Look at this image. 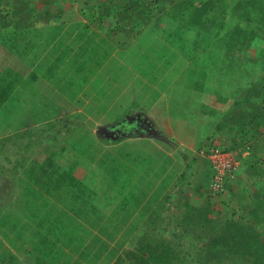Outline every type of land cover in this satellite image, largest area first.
I'll return each instance as SVG.
<instances>
[{
	"label": "rangeland",
	"instance_id": "1",
	"mask_svg": "<svg viewBox=\"0 0 264 264\" xmlns=\"http://www.w3.org/2000/svg\"><path fill=\"white\" fill-rule=\"evenodd\" d=\"M158 2L159 0H103L101 2L98 0H27L22 7L28 8L31 15L26 17L19 12L17 17L21 20L24 19L26 24L14 22L15 18H13L12 13L17 4H13V0H4L2 3L3 5L12 3V9L3 10V7L0 6L1 37L7 38L3 48H0L2 50V52L0 51V63L4 51L10 53L9 61L6 60L5 66H0V81L8 91L6 99H2L0 95V103L5 100V104L0 105V136L5 135L7 137L5 144H0V213L1 210L2 214L13 213L12 218L21 215L25 219L23 221L26 222L33 209L32 205L28 203L31 201L36 208L40 207L41 217L50 209H53L55 217L59 218L60 214L63 216L58 222L49 219L44 227H38V223H34L30 227V231L37 234L36 237H48L47 241L45 239L43 242H38L33 239L24 243L21 239L17 240L18 236L16 235L18 234L15 233L19 227H16V231L12 234V240L8 238L9 234L0 236L1 241L4 242L5 240L7 245L20 251L17 254L16 264L27 263L29 258L27 252L31 253L32 250L41 252V258H38L39 253L31 254V264H40L44 257L43 253L50 247L49 243L54 242L55 237L59 236L64 242L68 234L74 241H69L66 246L72 252L82 249L90 251L85 260L87 262L92 260L94 264H103L102 259L106 260L108 253L110 255V252L113 251L111 245H114L116 241H122L123 246L117 248V252L114 251L105 264H134L133 259L128 256V252L133 250L134 246H139L143 239L148 236L151 240L162 243L163 249L166 247L167 250L174 253H190L187 261L181 264L194 263L197 260L204 263L206 257L202 259L199 257L202 250L214 254L207 256L209 261L204 264H239L241 256L246 257L250 253L254 259V251L262 249L259 241L264 244V200L258 199V192H256L258 189H248V182L245 183L241 176L244 174L243 166L246 164L244 160L248 157L239 161L238 171L241 179L232 180L228 184L230 185L229 188L225 186L222 192L215 194L211 192L209 186L211 171L207 175L208 184L207 189H204V195L195 196L200 191L193 189V198L190 199L189 190L181 189L188 181L194 186L196 181L202 184L204 175L201 173L194 176L193 174L197 159H203L201 157L203 155L200 154L202 147L204 145H216L222 149L229 148L228 134L222 138V131L210 130L207 133L209 137L205 139V142L204 137L202 139L200 136H196L190 129H183L174 132L175 135H171L164 127L155 128V124L160 123L163 115L155 113L156 106L154 103L156 101L148 91V84H146L148 78L135 71L133 61L128 60L126 53L130 55L132 52H126L129 42L125 39L124 33H120V31L123 32L136 26L150 30L157 29L161 19ZM109 8L113 12H110ZM123 11H126L129 18L120 24L114 20V16ZM108 12H110L109 16L101 19L100 15H103L101 13H104L105 16ZM63 23L64 26L61 25ZM79 23L83 25L76 30L74 26H80ZM166 24H168L167 21ZM56 26L62 27L57 42H55L57 39L50 38L53 32H56L53 30ZM74 28L75 31L71 32ZM22 29L28 30L30 33L17 37L18 34L15 31L19 32ZM9 31H13L12 34ZM263 36L264 31L258 32L253 45L252 43L248 47L243 45V48L245 47L243 51L244 60L248 59L250 62L258 63L263 61ZM236 38H238L236 34H229L225 37L226 40ZM145 40L147 39L144 38L143 41ZM14 44L15 48H9ZM226 49L225 42L222 41L212 51H224ZM47 50L50 52L49 59L53 55L60 56L59 53H62L61 56H66L67 65L71 67L69 69L64 65L57 66L54 70L56 79L62 76H64L63 79L76 76L78 80L80 78L82 80L84 77L85 82L83 84L82 81L79 91L76 92L77 98L75 100L79 103L78 110L81 109L82 101L85 100L88 105L85 115L81 113L78 115L69 114L67 111V114H64L59 111L55 121L33 127L31 125L40 123L54 114L48 115L46 107L41 106L43 99L48 100L47 93L40 92L37 86L26 84V79H22L21 73L18 74L20 79L15 87L16 93H9L12 91V84L16 78L14 56H21L22 52L25 51L26 54L20 58L21 61L34 63L35 68L30 73L41 76L44 70L35 72L43 65L45 68L47 63L43 62H47L44 58ZM73 54L75 57L71 59ZM78 58L80 59L75 61ZM40 59H43V62H39ZM75 62L78 64L76 65ZM203 64L205 66L214 65L209 56L205 57ZM211 73H216V71ZM260 73L262 74L260 77L264 78V71ZM23 75L30 76L27 72ZM140 76L142 82L138 81ZM182 76L181 84L185 80L183 78H186L185 75ZM94 78L97 85L101 86L97 92L98 97L91 90L93 84L87 85ZM223 79L224 77L213 79V88L216 87L220 90L218 81H223ZM10 82L12 84L9 87ZM204 86L208 87V82ZM229 86L232 87L233 85L230 84ZM48 87L53 91L58 89V84L54 87V80L51 78L48 80ZM153 87L156 88V85ZM252 87L254 88L248 92L251 94L259 92V100L264 99V81H260ZM31 89L33 93L40 96L39 101L32 99L28 93ZM2 91L0 86V94ZM81 92H85L86 97L80 98ZM56 93L54 94L56 103L62 102L65 106L70 104L71 97L69 101H64V98ZM110 93L112 96L114 93L117 94L112 98V105L108 104ZM206 93L211 99L209 101L224 103L220 108L221 111L227 110L223 106L235 95V91L229 88L219 93L215 91L212 93V90ZM50 94L53 95L52 92ZM243 95L247 97V93H243ZM179 96L182 97L183 95ZM226 99L229 101L225 102ZM115 101L117 105L114 104ZM191 103L193 102L190 101ZM139 105H143L146 110L143 108L145 110L143 111ZM47 107L50 108V106ZM174 108L175 111L173 112H170L169 109L167 111L168 113H175L172 117L193 124V113L187 109L186 105L182 106L177 103ZM133 111H137L138 114L134 115ZM206 114L201 121L202 127L204 126L203 121L207 122ZM117 115L120 117H116ZM215 117V114L214 116L212 113L208 114L211 123ZM137 120L141 122L138 126H136ZM28 125H30L28 129H23ZM82 126L85 127L81 129ZM201 130L207 132L206 128H201ZM129 135H131V139L126 138ZM135 137L147 138V140L138 139L134 141L132 138ZM237 144L241 145L242 143ZM3 145L5 147L2 151ZM248 147L250 148L249 154L252 155L251 147L249 145ZM165 157L170 158V162L166 163ZM255 157L259 159L253 162V169L259 171L262 169L261 176H264L262 156ZM255 157L252 155L248 159ZM146 161L148 164H156L155 168H150L148 171L149 176L155 172L162 173L171 165L174 166L175 176L170 185H177L178 189H166L158 202L160 205L157 207L156 204L154 206L156 208H153L155 212L150 210L142 219L133 218V221L136 222L134 232L126 236V227H122L116 233L115 242H112L103 251L104 237L102 235H97V231L86 228V231L84 229L81 231V228L77 226L79 223L90 226L88 222L92 218L90 216L86 218L83 214L81 216L75 215L73 211H75L76 205L70 198L66 199L63 189L54 191L53 196L44 190L52 188L55 184L54 181L57 183L58 180L59 183L62 182V185H65L66 179L61 175L67 173V176L75 178L74 171L78 168V164L84 166L86 178L83 180L75 179L84 182L89 189L96 190L98 197L92 201L93 203L95 200L98 201L103 221L109 224L108 230L110 231L111 226L117 224L118 219L124 216V211L120 208L125 209L127 203H130L131 197L136 193L137 189H131V182H134L132 180L139 173H143ZM205 162L208 165L209 162ZM78 174L82 178L84 172ZM149 176L146 177L147 180ZM118 204L120 206L117 208L119 212L116 210ZM253 210L256 213H253ZM2 214L0 215L2 216ZM149 214L152 215L148 216ZM1 216L0 221L5 222ZM146 220L148 221L146 222ZM233 222L237 223L238 226L232 225ZM50 224L55 227V230L53 229L54 234L46 231L50 228ZM8 228V226L0 224V233H8ZM79 229L81 243L76 245L75 239L78 237ZM30 231H26V234H31ZM260 233L262 235L259 237ZM255 235L258 236L257 241L250 242L252 240L250 237ZM21 243H23L22 248L19 247ZM63 249L66 248L63 247ZM101 251L102 258L98 257ZM231 251H234L233 257L229 259L231 256L228 253ZM245 259L250 262V257ZM0 264L15 263L12 256L0 255ZM88 264L91 263L88 262Z\"/></svg>",
	"mask_w": 264,
	"mask_h": 264
},
{
	"label": "trees",
	"instance_id": "2",
	"mask_svg": "<svg viewBox=\"0 0 264 264\" xmlns=\"http://www.w3.org/2000/svg\"><path fill=\"white\" fill-rule=\"evenodd\" d=\"M25 1L20 0L16 2L17 6L12 13L14 16L13 18H15L14 22H18L19 24H26L24 19L21 20L17 18L19 12L22 16L28 17L31 15L28 8L22 7ZM3 2L4 0H0V6L3 7V10L12 9V3L3 5ZM158 4V10L161 12V19L159 22L160 26L157 29L150 30L142 28L141 26H136L135 28L127 29L123 32L118 30L120 33H124L125 39L129 42L127 45L129 47L126 49V52L132 53L129 55V53L125 52L126 56L129 58L128 60L133 61V68L135 71L140 72L142 76L148 78L146 79V84L149 85H147V88L154 101L158 100L163 92L167 97L168 95H172L170 99L171 106L177 104L176 100H178L179 103L184 100L182 105H186V103L188 104L187 101H189L190 96H186L188 98H186L185 95L182 97L179 96L181 94L172 90L173 86H175V90L178 85L180 87L182 86L184 90H189L191 87L193 89H199L201 85H205V83L208 82V85L211 83L210 86L213 87V79L220 77H224L223 81H218L220 90L216 87L212 88L216 93L229 88L235 91L236 94L238 93L236 90L245 89L247 91V96H249L251 93L248 92V88L256 80L258 82L264 79L263 77L257 79L259 72L263 73L264 71V59L261 63H252L248 59L244 60L243 58L244 48L246 46L248 47L250 43L253 45L258 32L264 31V0H159ZM111 11L112 9H110V12ZM110 12H108V14L106 13L105 16L104 13H101L103 14L100 15L101 19L103 17L107 18ZM128 18L129 16L126 14V11L118 12L114 16V20L120 24ZM166 21L168 24H166ZM61 25L64 26L65 24L63 23ZM61 28V26L54 27L53 30L58 32H53L50 38L54 39L58 36ZM15 33L18 34L17 37H20L23 34L30 33V31L22 29L21 31L19 30V32L15 31ZM1 34L2 32H0V48H3L2 46L3 44L5 45L7 38H2ZM229 34H236L238 38L226 40L225 37ZM144 38L147 40L143 41ZM262 39H264V36ZM222 41L225 42L227 49L224 51H212L217 45L221 44ZM244 44L245 47L243 48ZM15 47L14 44L9 48ZM233 48L234 50H232ZM0 51L2 52V50ZM25 54V51H23L20 58H23ZM123 55L125 54L123 53ZM206 56L210 57L212 63H214L213 66H205L203 64ZM9 57L10 53L4 51L0 66H5L6 60L9 61ZM215 68H217V70H214ZM20 70L23 74L26 73L24 66H21ZM214 71H216V73L212 74L211 72ZM205 74L208 81L203 82V76H205ZM182 75H185L186 78H183L185 79V83L183 82L181 84ZM174 79H176V81H174ZM27 80H31L34 86L42 83V80L37 81V76L33 74H30ZM11 84L12 82H10L8 86L10 87ZM230 84L233 86L230 87ZM1 85L3 84L0 81V86ZM155 85L156 88L153 87ZM7 93V88H5L0 94L1 98L4 99L3 97H7ZM258 95L259 92H255V96L258 97ZM239 113L240 116L243 117L242 111H239ZM261 114L259 120L264 121V110ZM118 116L119 115L116 117ZM243 123L244 125H242L241 128L238 127L240 134L243 136L240 138L239 143L242 142V145H245L248 141L246 139L247 132H245L248 125L245 122ZM170 160V158L165 157L166 163L170 162ZM155 167V163H150L147 172L144 171L143 173H139V175L132 180L134 182H131V189H137V191L131 197L130 203H127V207L125 209L120 208V210L124 211V216L118 219L117 224L111 226L112 228L110 231L108 230L109 224L103 221L98 201L95 200V203L92 201L98 197V193L94 189H89L84 182L77 181L75 178L67 176V173L63 175L60 174L66 179L65 185H62V182L59 183L58 180L57 183L54 181L55 184L52 188L44 190L53 196L54 191L57 192L56 190L63 189L66 199L68 200V198H70L76 205L74 208L75 211H73L74 214L79 216L83 214L86 218L89 216L92 218V220L88 222L90 226L80 223V225L77 224V226L81 228V231L83 229L85 231L86 229H90L92 231H97V235H102L104 237L102 244L103 251L108 248L112 242H115L116 233L119 232L122 227H126V236L133 233L136 228V222L133 220L142 219L145 214L150 212V210L152 211L154 206L161 200L160 198L165 193L168 185L173 181L175 176L173 169H171L164 178H161V175L155 172L149 176L147 180L148 171L150 168ZM229 186L230 185L227 184L226 188H229ZM258 199L260 201L264 200V189H258ZM28 203L32 205L31 207L33 209L32 213H29V219L26 222L23 221L25 219H23L21 215L12 218L13 213L6 212L2 214L1 210L0 214H2V216H0L4 218L3 220H5V222L0 221V224L9 227L8 234H13L14 231H16V227H19L17 229L18 233L16 232L15 234H18L16 235L18 236L17 240L21 239L24 243L33 239H36L38 242H43L46 237H36L37 234L30 231V227L34 223H38V227H44L49 222V219L58 222L61 221L63 216L60 214L59 218L55 217L53 209H50L41 217L42 215L39 213L41 210L40 207L36 208L31 201ZM118 206L119 204L116 205L117 212H119L117 209ZM254 212L256 213L255 210H253V213ZM108 220H111V218H108ZM99 222L101 223V227L98 226ZM232 225L238 226L235 222H233ZM211 226L213 227V225ZM53 229L55 230L54 225L50 224V228L46 231L54 234ZM26 231H30L31 234H26ZM78 231H80V229ZM261 235L260 233L258 236L260 237ZM68 236H70V234H68ZM258 236L255 235L254 237H250L252 238L250 242H254L253 240L257 241ZM77 242L75 244L80 245L81 242L79 240ZM259 242L261 243L260 248L262 247V249L254 251L253 256L255 258L253 259L249 253L246 257L247 259L250 257V262H247L245 259L246 257L239 256V264H264V244H262V241ZM161 244L162 243L151 240L148 236L143 239L139 246H134L133 250L128 252V256L133 259L134 264H181L187 261L186 259L190 253H174L171 250H167L166 247L163 249ZM22 245L23 243H21L19 247L22 248ZM111 246L113 247V251L110 252V255L108 253L107 257L105 256L106 260L104 258L102 259L103 264L107 262L110 258L109 256L113 255L114 251L117 252V248L123 246V243L122 241H116L114 245ZM49 248L50 247H48V249ZM233 252L231 251L228 253L231 256L229 259L233 257ZM8 253V248L4 247L3 243L0 241V255L7 256ZM211 254L214 255L212 252L202 250L199 257L200 259L206 257L204 263H207V261H209L207 256H212ZM14 260L15 258L13 257V262ZM204 263L201 260H197L189 264Z\"/></svg>",
	"mask_w": 264,
	"mask_h": 264
},
{
	"label": "crops",
	"instance_id": "3",
	"mask_svg": "<svg viewBox=\"0 0 264 264\" xmlns=\"http://www.w3.org/2000/svg\"><path fill=\"white\" fill-rule=\"evenodd\" d=\"M101 1H103V0H98V2H101ZM16 2H17V0H13V4H16ZM82 25L83 24H80V26L77 25V26H74V27L77 30ZM75 28L71 32H74ZM56 32H58V31H56ZM60 32H61V30H59V34H60ZM59 34H58V36H59ZM58 36L55 37V40L58 38ZM57 41H58V39L55 42H57ZM58 46H57V49L59 48ZM49 54H50V52H49V50H47L46 54L44 56V58L47 60V62H43V59H40V61H39V62L47 63L45 68H43L44 67V65H43V66L39 67L36 70L35 73H38V71L44 70L41 73V76H37V78H38L37 81L42 80V83L38 84L37 87H38L40 92L44 91V93H47V95L49 96L48 97L49 101L47 99H43L42 102H43L44 105L42 104L41 106H45L46 107V109L48 110V112H47L48 115H52V114H54V115L53 116H48L45 120H42L40 123H36L34 125H31L33 127H36V126L41 125V124H48L49 122L55 121V119L57 118L56 114L59 111L61 113H64V114L67 111L69 114L70 113L71 114L75 113V114L78 115V114L81 113V114L85 115L86 109H87V105H88V103L84 100V101L81 102V106H80L81 109L78 110L79 103L75 100V98H77L76 97V92L79 91V87L81 86L82 81H83V84L85 82L84 81L85 80L84 77H82L84 80L83 79L81 80V78H80V80H78L76 76L75 77L73 76V77H70V78H67V79H63L64 76H62L61 78L58 77L56 79V74L54 73V70L57 68V66L64 65L66 67H69V69L71 67L67 65V62L65 60L66 56L65 57L61 56L62 53L61 54L59 53V55L61 57L53 55L52 58L50 57V59H49ZM74 57L75 56L73 54L71 59H73ZM14 59L16 60V62H15L16 69L14 70L16 78L13 81L12 91L9 92V93H16L17 89H15V87L18 85L17 83H19V79H20V77L18 76L19 73H21L23 80L26 79L25 83L28 82L26 84H28L30 86H34V84L32 83L31 80L30 81L27 80L28 76L27 75H23V73L20 70L21 66H24V69L26 70V72L31 74L30 71L34 70V68H35L33 66L34 63H32V62L31 63H27V61L22 62L21 59H20V56H17V57L14 56ZM79 59L80 58L75 59V61H78ZM251 62L252 63H257L255 61H251ZM75 64L77 65L78 63L75 62ZM36 65L38 66V63ZM80 65H81V61H80ZM43 74H44V76H43ZM260 75H262V74L261 73L258 74L257 79H259ZM206 77L207 76L205 74V76H203V82L204 81H208L206 79ZM51 78L54 80V87L58 84V89H55L53 91L50 90V88L48 87V80L51 79ZM138 81L142 82L141 76L138 78ZM174 81H176V79H174ZM261 81H264V79L261 80ZM258 82H260V80ZM258 82L256 80L253 84H256ZM253 84L248 88V90H252V88H254V87H252ZM87 85H89V86L92 85L91 86V90H93L94 91V95L96 94L97 97H98L97 92L100 90L101 86L97 85V82H96L95 78L92 81H90ZM1 87L4 90L5 86L1 85ZM208 88H211L210 90H212L213 87H211L210 85H208V87H206L204 85H201V88H199V89H193L191 87L189 90H187V89L184 90L182 88V86L180 87L179 85L177 86L176 90H175V86L172 87V90H174L175 92H178L179 94L185 95V97L186 96H188V97L190 96V97H192L194 99L193 100L192 98L189 97L191 99L190 101H192L193 103L190 104V101H187L188 104L186 103L187 109L193 113L192 114L193 115V121H192L193 124H189L186 121H182V119H179V118H176V117H172L173 115H175V113H168L167 112L168 109H169L170 112L175 111L174 105L171 106V102H170V99L172 98V95H168V97H167V95L162 92L161 96H159L158 100H156V102L154 103L155 106H156V109H155L156 112L155 113L163 115L162 118H161L160 123L157 124V125L155 124V128L160 129V128L164 127V129L168 130V132L171 135H175L174 132H177V131L179 132V131H181L183 129L184 130H189L190 129V130L193 131V134H196V136H200L202 139L204 137V140L206 138L208 139L209 136H208L207 133H209L210 130L217 131V132L222 131L223 132L222 138H224V135L228 134V137L230 139L229 143H228V147L232 146L231 148H238L237 147V143H239L240 138L243 137L240 134L238 127L241 128V126L244 125L243 122H245L248 125L246 127V130H245V132H247L246 139L248 141L246 142L245 145H242V144L241 145H242L243 149L247 148L248 152L247 151L244 152L241 155V159L242 158L245 159V157L249 158V156L252 157V155H254V157L255 156H257V157L262 156L261 157V161H264V121L259 120L261 115H262L261 112H263V110H264V99L259 100L260 94L258 95V97H256L255 93H252V94H250L247 97H244L243 93H247V91L245 89H238V90H236V92H238V93H236L234 96H232L233 99L230 98V101H229V99L225 100V102L229 101L227 104H225L223 106V107L227 108V110L226 111H224V110L221 111L220 108H221V106L224 103H222V102L219 103L218 101L217 102L209 101L211 99H209V96L206 93V92L210 91ZM51 92L53 93V95L50 94ZM28 93L30 94L32 99H35V100H38V101L40 100V96L37 93H33L32 89ZM55 93L58 96H60L61 98H64V101L65 100L69 101V98L71 97L70 104L65 106V104L62 103V102L61 103L60 102L56 103L55 100H54L55 99V96H54ZM84 93L85 92H81L80 93V95H79L80 98H83L82 96L86 97L84 95ZM212 93H213V90H212ZM114 96H117V94L114 93V95L112 96V94L110 93L109 98H108V104L110 103V105H112L111 104L112 103V98H114ZM188 97H186V98H188ZM3 98L6 99V97H3ZM176 101H177V103H179L178 100H176ZM182 103H184V100L180 104L182 105ZM4 104H5V100L1 101L0 105H4ZM114 104L117 105L116 101H115ZM183 105H185V104H183ZM47 106H50V108L47 107ZM118 106L120 107V105H118ZM139 106L141 107V109L144 108L143 105H139ZM144 109L146 110V108H144ZM144 109H143V111H145ZM162 109H163V111H162ZM239 111L240 112L242 111L243 117L240 116ZM133 112H134L133 113L134 115L138 114L137 111H133ZM209 113H212L213 116H214V114L216 115L215 119L212 121L213 123H211V121L209 120L210 116H209V119H208V114ZM205 114H206L207 122L203 121L204 126L202 127L201 126L202 125L201 121L205 117ZM263 119H264V116H263ZM252 120H254V121H252ZM139 124H141V122L140 121L138 122V120H137L136 121V126H138ZM29 126L30 125L25 126L23 129H28ZM84 127L85 126H82L81 129L84 128ZM201 128H206L207 132L206 131L205 132L202 131ZM78 130H80V128H78ZM124 131H123V133H125ZM18 132H19V130H18ZM126 138L127 139L128 138L131 139V135L127 136ZM6 139H7V137H5V135L4 136H0V144L1 143L5 144ZM132 139H134V141H136L138 139H145V138H142V137L137 138V137H135V138H132ZM145 140H147V138ZM247 144L251 147L252 155L249 154V149L250 148L248 147ZM4 147H5L4 145L1 147L2 151L4 150ZM201 157L204 160L201 159V158L197 159V161L195 163L196 164V168L194 167L193 174H194V176L196 174H201V173H202L201 175H204V179L202 180V184H200L199 182L196 181V184L194 186L193 183L190 184L189 181H188L185 184L184 187H181V189H188L189 190L188 195L190 196V199L193 198L192 197L193 196V189H199V191H200L195 196L204 195V193H205L204 189H207V184H208L207 183V175H209L210 167H209V163H208L207 159H205V157H203V156H201ZM248 158L244 160V161H246V164H245V166H243L244 167V169H243L244 170V174H241V176L243 177L242 180H244L245 183L248 182L247 183L248 184L247 185L248 189H263L264 188V176H261V173L263 171H262V169L260 171L258 169L257 170L253 169V166H254L253 162L258 160L259 158H257V159H256V157L255 158H251V159H248ZM205 161H207L208 165L206 164ZM147 166H149V164L146 161V164L144 165L145 168L143 167V171L142 170L141 171L142 172H144V171L147 172ZM83 167L80 164H78V168H76V170L74 171V177L75 178H77L79 180H83V179L86 178V176H85L86 170H84ZM173 168H174V166L171 165L169 169H165V171L164 172L162 171V173H159V175H161V178H164L165 175H167V173ZM262 168H264V166H262ZM80 172H84V175H82V178H80L78 176L79 175L78 173H80ZM237 172H238V174L236 175L235 181L239 180V178L241 177V176H239L240 175L239 171H237ZM258 172H260V173H258ZM147 176H149V175L147 174ZM169 185H168V187L166 189H178L177 185H170V186ZM202 189H203V191H201ZM236 189H238V188H236ZM256 192H258V191L256 190ZM127 194H129V193H127ZM116 204H117V201H116ZM159 205H160V203L157 204V207ZM151 215L152 214H149L148 216H151ZM147 219H148V217H147ZM147 221L148 220H146V222ZM99 226H101L100 222H99ZM2 234L6 235L8 233L7 232L0 233V236ZM77 235H78V237L75 239V243L78 240L80 241V233H79V231H78ZM12 236H13L12 234H9L8 238L11 239ZM14 240H16V239H14ZM47 240H48V237H46V241ZM65 240L66 241L63 242V239H61L60 236H59V237H55V241L54 242H50V243L48 242L51 246H50V248L48 250H45V252L43 253L44 257H43V260L40 261V264H88V262H90L91 264H94V261H92V260H88V262L85 260V258L87 257V255L89 254L90 251L88 252V251L82 249L81 251L76 250L75 252H72L66 246V245L69 244V241L71 240V236L67 235ZM71 241H74V240H71ZM1 242L3 243V246L8 248V250H9V253H8V255L6 257H11V256L14 257L15 258L14 263L16 264V262L18 260V255L17 254L20 251L19 250H14L15 248L10 247L9 245H7L5 240H4V242H3V240ZM63 247H65L66 249H63ZM28 251H30V250H28ZM37 251L38 250H32V251H30L31 253L27 252V254L29 256L28 260L26 261L27 263H24V262H22V263L23 264H31V260H30L31 254L35 255L36 253L37 254L39 253L38 258L40 259L41 258V255H40L41 252H37ZM102 256L103 255H102V251H101V252H99L98 257L102 258ZM80 258H81V260H79ZM91 258H92V256H91ZM71 259H77V260H71Z\"/></svg>",
	"mask_w": 264,
	"mask_h": 264
},
{
	"label": "built area",
	"instance_id": "4",
	"mask_svg": "<svg viewBox=\"0 0 264 264\" xmlns=\"http://www.w3.org/2000/svg\"><path fill=\"white\" fill-rule=\"evenodd\" d=\"M200 154L209 162L211 192L213 194L222 192L227 184L235 180L243 152L239 148L225 150L216 146L204 145Z\"/></svg>",
	"mask_w": 264,
	"mask_h": 264
},
{
	"label": "clouds",
	"instance_id": "5",
	"mask_svg": "<svg viewBox=\"0 0 264 264\" xmlns=\"http://www.w3.org/2000/svg\"><path fill=\"white\" fill-rule=\"evenodd\" d=\"M213 146H215V145H213ZM217 147V146H216ZM237 147L244 153V152H246L248 149L247 148H244L243 149V147H242V145H238L237 144ZM241 147V148H240ZM226 148V147H225ZM225 148H223V149H225ZM234 149H237V148H231V147H229L228 149H225V150H234ZM240 159H241V156H240Z\"/></svg>",
	"mask_w": 264,
	"mask_h": 264
}]
</instances>
